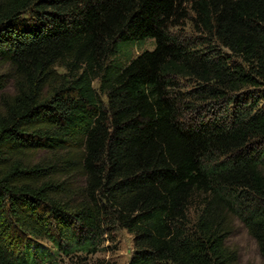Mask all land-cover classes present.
I'll list each match as a JSON object with an SVG mask.
<instances>
[{
	"label": "trees",
	"instance_id": "trees-1",
	"mask_svg": "<svg viewBox=\"0 0 264 264\" xmlns=\"http://www.w3.org/2000/svg\"><path fill=\"white\" fill-rule=\"evenodd\" d=\"M237 220L264 260V0H0V264L118 227L128 264H235Z\"/></svg>",
	"mask_w": 264,
	"mask_h": 264
},
{
	"label": "rangeland",
	"instance_id": "rangeland-1",
	"mask_svg": "<svg viewBox=\"0 0 264 264\" xmlns=\"http://www.w3.org/2000/svg\"><path fill=\"white\" fill-rule=\"evenodd\" d=\"M187 34H191V27L188 22L184 27ZM154 43L147 40L140 47L132 46L128 49L132 55L144 49H152ZM124 59L123 55L119 56ZM61 70V69H60ZM184 88L191 86V83L184 80L182 82ZM93 86L97 87V82H93ZM114 240H106L103 242V248L90 257L91 263L96 264H128L133 251L132 235L124 228H116L113 234ZM47 245V244H46ZM227 245L237 252V260L235 264H264V260L260 256L254 239L248 234L247 230L240 221H236L232 232L227 239ZM74 261H65L66 264H73Z\"/></svg>",
	"mask_w": 264,
	"mask_h": 264
}]
</instances>
